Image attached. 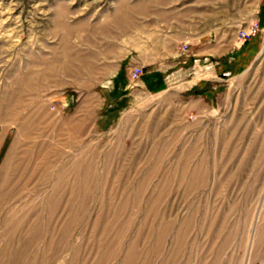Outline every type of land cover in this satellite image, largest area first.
Returning a JSON list of instances; mask_svg holds the SVG:
<instances>
[{
	"label": "rangeland",
	"instance_id": "1",
	"mask_svg": "<svg viewBox=\"0 0 264 264\" xmlns=\"http://www.w3.org/2000/svg\"><path fill=\"white\" fill-rule=\"evenodd\" d=\"M261 5L0 0V264H264ZM254 23L248 67L179 83L175 53Z\"/></svg>",
	"mask_w": 264,
	"mask_h": 264
},
{
	"label": "crops",
	"instance_id": "2",
	"mask_svg": "<svg viewBox=\"0 0 264 264\" xmlns=\"http://www.w3.org/2000/svg\"><path fill=\"white\" fill-rule=\"evenodd\" d=\"M260 25L264 26V0H262L261 10L258 12ZM252 34L248 40L240 42L233 35L223 33H209L190 41L188 48L177 55L175 53V64H179L176 77L180 79L186 88L192 86L203 88L204 86L215 87L226 76L243 71L252 62L253 58L261 49V40L258 35ZM206 63L202 64L201 63ZM181 64L198 65V75H194L190 81L185 78L189 71L184 69ZM168 74L162 73L159 68L147 70L143 75V82L151 89H161L166 84L164 79ZM175 77V78H176ZM176 78V79H177Z\"/></svg>",
	"mask_w": 264,
	"mask_h": 264
},
{
	"label": "built area",
	"instance_id": "3",
	"mask_svg": "<svg viewBox=\"0 0 264 264\" xmlns=\"http://www.w3.org/2000/svg\"><path fill=\"white\" fill-rule=\"evenodd\" d=\"M258 28L256 27V23H254L253 25L250 24L246 29H242L239 33V38L240 39H247L249 38L252 34H255L257 32ZM133 75L134 76H138L141 74V67L140 66H135L133 67Z\"/></svg>",
	"mask_w": 264,
	"mask_h": 264
},
{
	"label": "bare ground",
	"instance_id": "4",
	"mask_svg": "<svg viewBox=\"0 0 264 264\" xmlns=\"http://www.w3.org/2000/svg\"><path fill=\"white\" fill-rule=\"evenodd\" d=\"M123 17V16H122ZM120 18V17H119ZM58 20V19H57ZM60 21V20H59ZM62 22V21H61ZM56 25V24H55ZM58 25H59V23H58ZM61 25V24H60ZM66 32V31H65ZM51 67V66H50ZM53 68V66L51 67V69ZM56 68V67H55ZM60 69V68H59ZM58 69V70H59ZM64 69V68H63ZM54 70V69H53ZM26 76V75H25ZM28 78V77H27ZM30 78V77H29ZM46 78V77H45ZM21 79H23V78H21ZM31 79V78H30ZM15 80V79H14ZM24 80H22V82H23ZM30 81V80H29ZM31 82V81H30ZM29 83V82H28ZM19 84H21V81L19 82ZM30 84V83H29ZM29 84H28V86H25L26 85V83H25V85H24V87H29ZM12 85V84H11ZM22 86V85H21ZM33 86V85H32ZM20 87V86H19ZM14 88H16V87H14ZM23 88V87H22ZM26 88V89H27ZM29 88H32L31 87V84H30V87ZM35 88V87H34ZM34 88H32V89H34ZM16 89H18V88H16ZM25 90V89H24ZM31 90V89H30ZM19 91H20V89H19ZM22 91V90H21ZM22 93V92H21ZM16 94H19L18 92L16 93ZM15 96H17V95H15ZM18 97H19V95H18ZM16 100V99H15ZM16 102V101H15ZM7 105V104H6ZM14 106V105H13ZM15 176V175H14Z\"/></svg>",
	"mask_w": 264,
	"mask_h": 264
}]
</instances>
